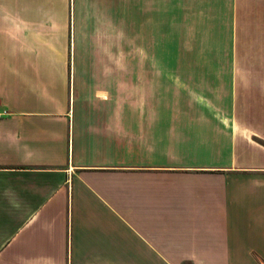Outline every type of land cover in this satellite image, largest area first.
Wrapping results in <instances>:
<instances>
[{
  "label": "crops",
  "instance_id": "0c3cea01",
  "mask_svg": "<svg viewBox=\"0 0 264 264\" xmlns=\"http://www.w3.org/2000/svg\"><path fill=\"white\" fill-rule=\"evenodd\" d=\"M95 3L0 0V264H264V0H134L135 35L166 22L215 59L136 61L133 83L79 59L125 35L85 30Z\"/></svg>",
  "mask_w": 264,
  "mask_h": 264
},
{
  "label": "rangeland",
  "instance_id": "374dc122",
  "mask_svg": "<svg viewBox=\"0 0 264 264\" xmlns=\"http://www.w3.org/2000/svg\"><path fill=\"white\" fill-rule=\"evenodd\" d=\"M89 1V0H88ZM94 2V0H91ZM117 0H110L112 3L110 9L108 6H103L102 4L91 5L87 13H96L95 11H100L106 20H90L84 22L85 30L90 31L95 27H102L104 29L116 30L120 29L121 33L125 35L121 36H110V37H82L80 40V52L79 59L86 60H103L109 62H124L127 66L128 78H132L131 83H133V78L137 70L135 69L136 61H158L160 66H164L167 61H204V60H214V38L204 35V36H168L166 35V22H160L159 35L154 38L150 36L140 37L135 35V16H134V0H127V5H116ZM98 5V6H97ZM86 7L80 5V12L85 13ZM88 7V8H89ZM120 15L123 20L116 19ZM112 16V18H111ZM102 19V18H101ZM207 32V30L203 31ZM237 42L245 46L251 45H262V38L260 37H247L246 35H241L237 37ZM240 59L250 60V56L254 58L255 56L261 55V53L255 51L251 54L243 50L241 52ZM242 55V56H241ZM159 72H164L165 69L160 68ZM161 76V75H159ZM130 83V84H131ZM133 85V84H132ZM129 88L133 86L128 85ZM133 104V100H128V105Z\"/></svg>",
  "mask_w": 264,
  "mask_h": 264
},
{
  "label": "built area",
  "instance_id": "2783aa9c",
  "mask_svg": "<svg viewBox=\"0 0 264 264\" xmlns=\"http://www.w3.org/2000/svg\"><path fill=\"white\" fill-rule=\"evenodd\" d=\"M6 113L5 110H0V118Z\"/></svg>",
  "mask_w": 264,
  "mask_h": 264
}]
</instances>
